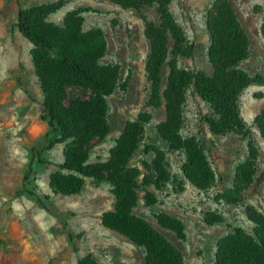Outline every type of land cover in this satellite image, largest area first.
<instances>
[{"label": "rangeland", "instance_id": "rangeland-1", "mask_svg": "<svg viewBox=\"0 0 264 264\" xmlns=\"http://www.w3.org/2000/svg\"><path fill=\"white\" fill-rule=\"evenodd\" d=\"M57 0H0V264H76L77 258L91 253L100 264H145L144 248L120 232L102 223V215L115 204L113 187L104 180L85 177L83 189L64 195L50 186L51 163L63 161L65 143L51 131L43 114V92L36 75L32 43L17 28V12L27 7ZM63 5L48 17L62 24L68 11L81 8L83 30H100L104 44L103 63L118 65L120 78L108 97L110 130L105 139L90 151L88 162H104L125 124L140 112L151 114L145 124L144 139L132 164L139 167L140 199L133 211L161 232L182 253L188 264H214L216 243L233 226L251 231L253 223L245 214L250 203L264 213V181L245 190L242 204L228 205L214 199L225 186H232L236 166L247 156L246 141L235 133L213 134L204 116L211 109L189 87L184 106L183 136H195L216 173L215 183L207 191L194 187L183 175L186 156L183 150H169L158 133L165 120V107L148 104L150 83L146 60L150 50L144 35V20H157L156 7L122 8L109 0H63ZM214 0H173L170 9L194 44L191 57H179L185 69L210 73L209 35L206 13ZM250 40V54L240 63L249 74L264 78V38L262 15L254 5L264 0H230ZM165 67L163 80H166ZM264 82L245 88L239 99L240 113L250 128L260 155L257 176L264 173V141L253 119L264 104ZM154 144L166 152L171 180L162 188L144 186L142 177L149 173ZM40 159V160H39ZM32 164L30 177L25 170ZM182 189H179V182ZM153 194V201L144 196ZM167 214L178 221L175 228L165 226L160 217ZM219 215L223 221L207 222ZM75 236L78 251L69 240Z\"/></svg>", "mask_w": 264, "mask_h": 264}, {"label": "trees", "instance_id": "trees-1", "mask_svg": "<svg viewBox=\"0 0 264 264\" xmlns=\"http://www.w3.org/2000/svg\"><path fill=\"white\" fill-rule=\"evenodd\" d=\"M122 8L156 7L157 20L143 16L144 35L150 50L146 72L150 83L148 104L165 107V120L157 128L169 150H183L184 177L197 189L209 190L216 173L195 136L181 133L184 124L186 93L193 87L208 103L211 114L204 116L210 131L216 135L235 133L246 141L247 156L235 168L232 186L223 187L214 199L228 205L242 204L245 190L264 181V173L257 176L260 151L251 131L240 113L239 99L251 84H262L264 78L253 76L240 67L250 54V40L230 0H214L206 13L209 35L208 60L211 72L185 69L179 66V57H191L194 44L175 19L170 4L173 0H109ZM63 0L47 1L20 7L17 28L33 47L30 51L33 66L43 92L42 118L47 120L58 140L65 143L63 161L51 163L56 170L50 173L49 183L55 191L72 195L79 193L85 177L104 180L111 184L115 204L102 215L104 226L114 229L144 248L145 264H188L181 251L147 220L136 215L134 207L140 199L141 170L132 164V157L144 139L145 124L151 114L140 112L126 122L122 132L104 162H88L92 148L101 143L110 130L108 97L119 83L118 65L103 63L104 44L100 30H83L81 8L68 11L62 24L48 21ZM254 12L262 15L261 34L264 38V5L256 4ZM168 67L166 80H163ZM264 98L263 92L256 93ZM253 123L264 141V104ZM153 158L149 173L142 177L144 186L162 188L171 180L166 152L151 144ZM40 160V159H39ZM33 167L25 170L27 180ZM182 189V182H179ZM153 201V194L144 196ZM245 214L253 223L251 231L233 226L216 243L214 264H264V213L254 205L245 204ZM207 222L223 221L219 215ZM161 223L175 228L178 221L162 214ZM74 250L78 251L75 236L69 233ZM76 264H100L91 254L77 258Z\"/></svg>", "mask_w": 264, "mask_h": 264}]
</instances>
